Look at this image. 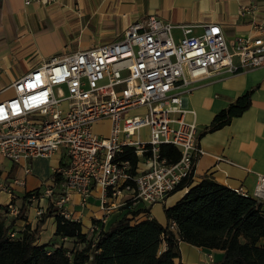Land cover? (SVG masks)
<instances>
[{
  "label": "built area",
  "instance_id": "built-area-1",
  "mask_svg": "<svg viewBox=\"0 0 264 264\" xmlns=\"http://www.w3.org/2000/svg\"><path fill=\"white\" fill-rule=\"evenodd\" d=\"M175 27L182 29L179 40ZM256 29L257 35L228 42L218 23L192 34L191 24L176 25L150 14L112 41L45 59L6 87L14 94L0 101V153L25 163L30 173L31 159L61 151L64 162L54 169L62 176L58 195L51 183L43 195L67 218L71 215L65 204L72 195L86 204L96 187L104 221L128 201L162 203L191 175L201 153L197 124L185 119L190 110L175 90L211 73L263 67L264 23ZM105 121L109 132L97 133L95 126ZM165 143L178 148L177 161L161 156ZM125 147L140 158L136 174L131 160L121 158ZM24 181L15 179L12 185ZM12 185L0 181V191L12 193ZM236 190L263 199L264 176L253 193ZM7 206L9 213L19 215L16 203ZM45 210L39 208L37 215ZM17 233L11 229L9 235ZM209 259L214 262L212 255Z\"/></svg>",
  "mask_w": 264,
  "mask_h": 264
},
{
  "label": "crops",
  "instance_id": "crops-1",
  "mask_svg": "<svg viewBox=\"0 0 264 264\" xmlns=\"http://www.w3.org/2000/svg\"><path fill=\"white\" fill-rule=\"evenodd\" d=\"M243 8L248 9L240 14ZM150 14L176 25L191 24L192 34L202 33L203 25L218 23L231 42L236 37L258 34L256 24L264 23V0H0V101L14 94L12 87H6L43 60L112 41L131 23ZM173 34L179 40L182 29L175 27ZM252 88L247 110L224 127L199 136L218 112ZM175 91L182 94L183 105L190 110L185 119L195 121L198 128L201 153L195 162L192 185L211 175L230 188L253 193L259 177L264 176V66L235 73H211ZM105 124L107 134L108 121L98 123L95 131L101 133L99 129ZM142 132L146 134L148 129ZM63 162L61 151L35 157L29 161L31 172L26 173L25 163L13 162L0 153V181L12 185L15 179L25 180L22 185L14 183L12 193L0 191V205L14 202L20 208L17 216L9 212L4 215L7 223L12 222V229L20 232L29 226L36 228L39 208L49 205V199L43 195L44 187L51 183L54 169ZM188 189L176 190L162 203H134L136 208L149 207V211L142 210L136 217H155L166 224L165 206L175 204ZM34 191L39 192V197L24 198ZM122 194L131 195L127 191ZM259 200L264 203V198ZM100 203V189L96 187L86 204L74 193L65 208L71 219L80 218L83 231L88 232L93 219L104 214ZM55 230V218L50 216L37 243H47ZM179 249L175 264H214L223 256L222 249L185 241H180ZM210 255L213 263L209 262Z\"/></svg>",
  "mask_w": 264,
  "mask_h": 264
},
{
  "label": "trees",
  "instance_id": "trees-1",
  "mask_svg": "<svg viewBox=\"0 0 264 264\" xmlns=\"http://www.w3.org/2000/svg\"><path fill=\"white\" fill-rule=\"evenodd\" d=\"M253 91L248 90L218 112L199 136L240 116L251 105ZM160 154L170 162L180 158V151L172 144H162ZM121 158L131 160V172L136 174L140 158L133 149L125 147ZM194 168L177 188L189 187L187 192L175 204L165 206L166 224L155 217L139 220L136 215L149 207L136 208L128 201L113 212V217L110 214L105 221L94 218L92 228L84 232L80 221L65 217L49 202L35 229L29 226L11 237L12 222L7 223L4 217L8 206L0 205V264H175L180 241L222 249V258L214 264H264V203L211 175L192 185ZM51 180L58 190L60 173L53 172ZM33 195L40 194L29 192L24 198ZM50 216L55 218L56 230L47 243L39 244L41 229ZM64 240H73L74 247L69 249Z\"/></svg>",
  "mask_w": 264,
  "mask_h": 264
},
{
  "label": "rangeland",
  "instance_id": "rangeland-1",
  "mask_svg": "<svg viewBox=\"0 0 264 264\" xmlns=\"http://www.w3.org/2000/svg\"><path fill=\"white\" fill-rule=\"evenodd\" d=\"M107 130H108V125L107 124H105L102 129H99V131H101L102 134H105L107 132ZM57 191L59 192V190H57ZM57 191L55 192L56 196L58 195ZM64 243L69 247V249H72L74 247L73 240H64Z\"/></svg>",
  "mask_w": 264,
  "mask_h": 264
}]
</instances>
